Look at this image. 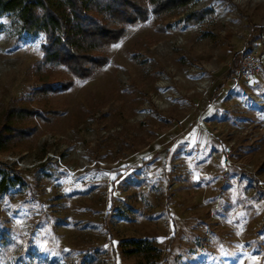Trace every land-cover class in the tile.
I'll list each match as a JSON object with an SVG mask.
<instances>
[{"label": "rangeland", "instance_id": "obj_1", "mask_svg": "<svg viewBox=\"0 0 264 264\" xmlns=\"http://www.w3.org/2000/svg\"><path fill=\"white\" fill-rule=\"evenodd\" d=\"M124 28L80 80L37 69L44 34L0 15V124L9 100L60 112L16 120L36 130L0 152V264H264V0H193ZM242 52L260 68L232 87Z\"/></svg>", "mask_w": 264, "mask_h": 264}, {"label": "trees", "instance_id": "obj_2", "mask_svg": "<svg viewBox=\"0 0 264 264\" xmlns=\"http://www.w3.org/2000/svg\"><path fill=\"white\" fill-rule=\"evenodd\" d=\"M193 0H0V15L17 12L21 20V31L25 35L44 34L40 46L42 53L37 69L45 66L64 67L68 73L80 80L91 77L108 63L105 50L125 35V26L145 22L150 15L171 13ZM213 9L191 12L183 21L196 24L211 17ZM168 24L166 27H171ZM260 30V28L258 29ZM238 53L231 61L228 79L234 75L238 64ZM71 79L57 84L43 83L34 88L32 96H46L68 90ZM60 114L58 109L39 111L9 100L0 124V152L30 139L35 128L18 125L16 120L38 117L41 122H51ZM19 180L21 178L18 176ZM6 177L0 185L4 188ZM8 233L0 232V244L7 241ZM131 246L129 253L155 251L145 239L124 241Z\"/></svg>", "mask_w": 264, "mask_h": 264}, {"label": "built area", "instance_id": "obj_3", "mask_svg": "<svg viewBox=\"0 0 264 264\" xmlns=\"http://www.w3.org/2000/svg\"><path fill=\"white\" fill-rule=\"evenodd\" d=\"M259 68L260 61L254 53H240L238 67L230 79L232 87H236L242 82L250 81Z\"/></svg>", "mask_w": 264, "mask_h": 264}]
</instances>
